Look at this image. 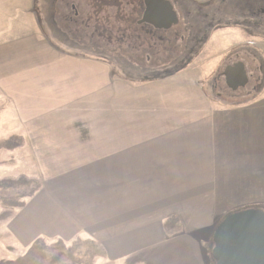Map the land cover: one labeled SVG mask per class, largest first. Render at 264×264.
I'll return each instance as SVG.
<instances>
[{
    "label": "crops",
    "instance_id": "0c3cea01",
    "mask_svg": "<svg viewBox=\"0 0 264 264\" xmlns=\"http://www.w3.org/2000/svg\"><path fill=\"white\" fill-rule=\"evenodd\" d=\"M36 3L0 0L4 123L23 130L26 175L40 181L22 206L0 200V263L42 239L85 242L94 264H215L219 223L264 211V85L212 105L190 65L129 80L48 40Z\"/></svg>",
    "mask_w": 264,
    "mask_h": 264
},
{
    "label": "rangeland",
    "instance_id": "374dc122",
    "mask_svg": "<svg viewBox=\"0 0 264 264\" xmlns=\"http://www.w3.org/2000/svg\"><path fill=\"white\" fill-rule=\"evenodd\" d=\"M32 1L33 0H31V2ZM51 1L52 0H37L38 4L36 3V7L35 4L34 7L32 4V11L34 10V14H36L38 17L37 11L41 12L44 10L46 12H49L48 9L51 8L52 5H54L55 9H60L63 10V13L71 14L72 11L70 10L69 6H65L67 3H70L67 2L68 0H55L54 3H52ZM206 1L207 0H197L198 3H205ZM130 2L133 4V2L135 3V0H130ZM73 3L78 5V20H80L79 28H81V23L85 22L84 31L81 33L83 36V41L89 42L92 40L90 31H92V33L95 32L92 28L96 29L99 27L101 29L103 27L108 32L110 30H108L104 24L108 22H110L111 24V33L109 35L110 39H107L108 34H106L105 39L99 40L102 42L98 44L99 50L87 48V46H84L82 44V48L78 49L79 51L88 53L90 55L95 54L94 56L104 54L108 61H110L114 65V70L116 72H119L122 77H126L129 80H143L145 77L152 78L156 75L157 72L155 71H153V73L149 75L140 72V69H142V65L146 64L145 57L142 56V58H140L141 49L145 47V43L143 40L144 36L139 37L136 33L130 32L125 29V27H127V19L125 20V18H121L123 16L122 12L129 13V8L130 6H132L128 4L127 0H117L105 3L104 5L101 4L100 9L96 8V3H89V0H73ZM120 5L123 7L119 12ZM139 9L140 5H137L136 10L129 16L130 20H134L135 18H137ZM41 15L44 21L40 22V27L43 28L42 25H44L46 36L52 35V33L50 32L51 26L49 25L47 18L45 20V13L43 12ZM95 18H98L99 23L97 22V20H94ZM181 24L183 25V22L180 23V25ZM119 25H121L120 28H118ZM37 30L41 35L39 26ZM174 33L176 32L172 31V34L166 33L164 35H160V39L158 40V42L156 41L151 43L152 47L155 48L157 52L156 56L158 58V61L156 62H158V64H161L159 67H157L159 69H165L164 66H167L166 62L170 57V47L176 45L179 46L180 44L178 36H176V39L174 41L172 40L173 36L175 35ZM51 37L52 38L47 36V38L51 42L59 46L61 45L64 48L70 49L76 48L72 47V45H69L68 43H64L56 39L54 36ZM124 38L126 40L123 44ZM97 39L95 38L93 40L96 41ZM144 39L146 42V37ZM142 43L143 45L138 46ZM252 49H255L261 56V65L264 68V39L262 37L256 35L251 36L250 34H246L243 31L241 32L237 28L220 29L219 31H215L209 35L207 43L200 48V51L197 53L198 55L196 56L195 60L190 64V66L193 67H191L189 70H194V74H197V71L200 72V78L206 81L205 86L208 89L207 98L212 105L213 102L218 104L220 101L225 104H240L247 101L249 102L256 97V95L258 94L257 91V94H253L252 92H250L252 95L250 94L249 97H236V93L232 94L227 90V88H225L226 86H224V81L221 78L218 81V87L216 90H213L212 87H210L214 84L216 85V83L212 84V79L216 76L218 77L221 71H223L227 66L235 63L238 58L246 60V65L249 66V68L251 67V64L255 65V62L251 61L252 58L250 57L251 54L249 52L253 51ZM112 52H117L116 58H113ZM255 61L258 65L257 59ZM161 62H163V64ZM179 66L181 65H178L177 68H179ZM172 68L174 67H171L170 69ZM164 72H166V70ZM256 75L259 77V79L256 80V76L251 78L249 80L248 86L245 87V91L250 87H256V89L260 88H257V83L260 84L263 82V73L259 72ZM9 108L10 109H8V107H4L0 102V181L3 180L2 178L6 177H16L21 174L26 175V155L22 150L25 145L24 138L26 137L22 133L23 130L21 129V127L8 128L9 125L4 123V121L10 122L14 117L13 113H11L10 111L11 107ZM13 120L15 121V119ZM12 137L19 139L22 138L21 144L23 140V145L10 151L3 149L1 145H3L9 138ZM7 184H9L8 187L0 188V198L2 200H5V202H8V204H14L15 206H17V203L24 202L27 198L21 199V197L25 196L30 190L34 188V184H26L24 182L15 181L5 183L3 185L6 186ZM0 239L8 240L5 229H0ZM47 245V249L43 253H37L33 250L27 251L24 257L20 259H18V257L15 258L13 264H73L76 259H81L83 264H94L96 262L93 261L94 259L87 257L89 245L85 242H77L76 245L64 244L66 248H73L70 250V252H72L71 254L66 252L65 250L55 248L53 246V243H47ZM45 254L46 257L45 259H43Z\"/></svg>",
    "mask_w": 264,
    "mask_h": 264
},
{
    "label": "flooded vegetation",
    "instance_id": "af4514ba",
    "mask_svg": "<svg viewBox=\"0 0 264 264\" xmlns=\"http://www.w3.org/2000/svg\"><path fill=\"white\" fill-rule=\"evenodd\" d=\"M111 1L117 0H89V3H96V8L100 9L101 4L104 5L105 3ZM127 1L128 4L132 6H130L129 8V13L122 12L123 16L121 18H125V20L127 19V27H125L126 30L136 33L139 37L144 36L143 40L145 43V47L141 49L140 58H142V56L145 57V63L148 65L143 64L140 72L148 75L153 73V71L157 72L156 75L152 78H163L165 77L164 75H171L174 72H178L182 69L187 68L195 60L196 56L198 55L197 53L200 51V48L207 43L209 35L215 31H219L220 29L237 28L241 32L243 31L244 33L250 34L251 36L256 35L264 39V0H207L205 3H198L195 0H165L172 5V8L178 18V22L168 29L156 28L150 23V21L147 22L145 20L153 19L152 13L148 14L145 12L147 11L145 0H135V3L133 2V4L130 2V0ZM51 2L54 3L55 0H52ZM67 2L70 3H67L65 6H69L70 10L72 11L71 14L63 13V10L60 9H55L54 5H52L51 8L48 9L49 12H45V20L47 18V21L51 26L50 32L52 33V35L47 36H49L50 38H52L51 36H54L56 39L64 43H68L69 45H72V47H76L77 49L82 48L81 46L83 44L84 46H87V48L99 50L98 44L102 43L99 40L105 39L106 34H108L107 39H110V22L104 24L105 27L110 31L107 32V30L103 27L101 29L99 27L96 29L92 28L93 31H95L93 33L92 31H90L92 40L89 42H85L83 41V36L81 34L84 31L85 22H82L81 28H79L80 20H78V5L73 3V0H68ZM137 5H140L138 16L134 20H130L129 16L136 10ZM122 7L123 6L120 5L119 12L122 10ZM94 20H97V22L99 23L98 18H95ZM164 20L165 19L158 18L157 23H164ZM182 22L183 25H180V23ZM120 27L121 25H119L118 28ZM172 31L177 33H174L175 35L173 36L172 40L174 41L176 39V36H178L180 44L179 46L176 45L170 47V57L166 62L167 66H164L165 69H159L157 67H159L161 64H158V62H156L158 61V58L156 56L157 52L155 48L152 47L151 43L156 41L158 42V40L160 39V35H164L166 33L172 34ZM43 34L47 38L45 29ZM95 35L98 36V39ZM145 37L147 40L146 42L144 39ZM95 38L97 39L96 41L93 40ZM125 40L126 39L124 38L123 44ZM141 45H143V43L138 46ZM252 50L253 51L249 52L251 54L250 57L252 58L251 61L255 62V65L251 64V67L249 68V66L246 65V60L241 58H238L236 60V62H242L244 65L247 77L246 86H248L249 80L254 76L257 77L256 80L259 79V77L256 75L259 72L263 73L264 82V68L261 65V56L255 49ZM97 56H102L107 59L104 54ZM112 56L113 58H116L117 52H112ZM256 59L258 61V65L255 61ZM161 63L163 64V62ZM178 65L181 66L177 68ZM171 67L174 68L170 69ZM165 70L166 72H164ZM223 71L220 72L218 77L216 76L212 79V84L216 83V85L214 84L213 86H210L213 90L217 89L218 81L220 78L223 79L224 86H226L224 77L222 76ZM149 78L151 77H145L144 79L148 80ZM263 82L260 84L257 83V88L260 87L259 89H256V87H250L245 91L246 86H244L233 91L227 86L225 88H227V90L232 94L236 93V97H249L251 94L250 92L255 94L256 91L259 92L262 89L264 85Z\"/></svg>",
    "mask_w": 264,
    "mask_h": 264
},
{
    "label": "water",
    "instance_id": "95a60500",
    "mask_svg": "<svg viewBox=\"0 0 264 264\" xmlns=\"http://www.w3.org/2000/svg\"><path fill=\"white\" fill-rule=\"evenodd\" d=\"M145 19L159 29H168L178 22L172 5L165 0H145ZM165 19L157 23V19ZM222 76L228 88L235 91L247 85L242 62L227 66ZM210 257L215 264H264V211L248 209L227 215L212 235Z\"/></svg>",
    "mask_w": 264,
    "mask_h": 264
},
{
    "label": "trees",
    "instance_id": "16d2710c",
    "mask_svg": "<svg viewBox=\"0 0 264 264\" xmlns=\"http://www.w3.org/2000/svg\"><path fill=\"white\" fill-rule=\"evenodd\" d=\"M164 76H169V75H164ZM229 104H232V103H229ZM21 139L13 138V137L9 138L3 145H1V147L7 151L14 150V149L23 145V140H22V144H21ZM2 179L3 180L0 181V188L1 187H8L9 184H7L6 186L3 184L9 183V182H15V181L16 182H24L26 184H34V188L32 190H30L25 196H22L21 199H26V198L32 197L34 195V193L40 189V181L36 177H30V176L21 174V175H18L16 177H6V178H2ZM22 204H23V202L17 203V207L20 205L22 206ZM53 246L55 248L65 250L66 252H68L70 254L72 253V252H70V250L73 248H71V247L66 248V246L62 242L57 241L55 244H53ZM44 248L47 249L46 243L42 239H37L33 243V245L29 248L28 251L33 250V251H36L37 253H40L39 250L44 249ZM44 251L41 250V252H44ZM0 264H5V263L1 262ZM73 264H83V263H82L81 259H76L73 262Z\"/></svg>",
    "mask_w": 264,
    "mask_h": 264
}]
</instances>
